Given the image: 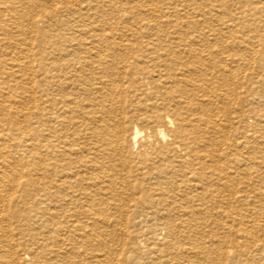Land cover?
Here are the masks:
<instances>
[{
    "label": "bare ground",
    "instance_id": "1",
    "mask_svg": "<svg viewBox=\"0 0 264 264\" xmlns=\"http://www.w3.org/2000/svg\"><path fill=\"white\" fill-rule=\"evenodd\" d=\"M0 264H264V0H0Z\"/></svg>",
    "mask_w": 264,
    "mask_h": 264
}]
</instances>
